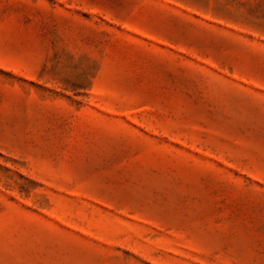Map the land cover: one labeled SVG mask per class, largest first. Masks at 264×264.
I'll use <instances>...</instances> for the list:
<instances>
[{
    "label": "rangeland",
    "instance_id": "obj_1",
    "mask_svg": "<svg viewBox=\"0 0 264 264\" xmlns=\"http://www.w3.org/2000/svg\"><path fill=\"white\" fill-rule=\"evenodd\" d=\"M0 264H264V0H0Z\"/></svg>",
    "mask_w": 264,
    "mask_h": 264
}]
</instances>
